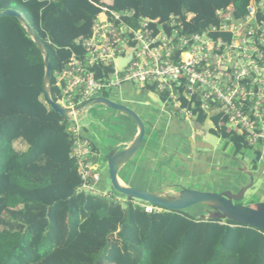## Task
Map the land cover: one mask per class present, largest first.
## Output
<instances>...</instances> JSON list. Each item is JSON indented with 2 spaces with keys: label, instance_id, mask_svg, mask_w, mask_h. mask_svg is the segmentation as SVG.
<instances>
[{
  "label": "trees",
  "instance_id": "obj_1",
  "mask_svg": "<svg viewBox=\"0 0 264 264\" xmlns=\"http://www.w3.org/2000/svg\"><path fill=\"white\" fill-rule=\"evenodd\" d=\"M250 1L111 0L110 9L161 24L173 15L193 35L219 25L220 13L244 18ZM96 5L102 0H0V12H19L48 52L53 101L56 75L72 55L85 54L75 41L90 37ZM43 79V56L31 36L17 19L0 17V264H264L262 230L82 190L69 122L45 103ZM192 112L204 124L207 115ZM211 122L209 133L237 153L253 150L222 115ZM253 155L255 172L260 150ZM147 206L159 210L147 213Z\"/></svg>",
  "mask_w": 264,
  "mask_h": 264
},
{
  "label": "built area",
  "instance_id": "obj_2",
  "mask_svg": "<svg viewBox=\"0 0 264 264\" xmlns=\"http://www.w3.org/2000/svg\"><path fill=\"white\" fill-rule=\"evenodd\" d=\"M102 3L96 5L100 14L90 37L75 41L84 56L72 55L55 82L54 102L71 111V157L82 190L110 197L95 189L101 174L92 162L93 146L77 121L88 107H80L127 83L154 88L165 97L163 104L185 120L196 122L193 110L205 113L209 130L215 129L211 117L222 115L225 127L243 135L248 146L264 147V0L250 1L244 18L236 19L231 11L220 13L219 25L193 35L184 34L182 21L173 15L161 24L138 19L133 11H113L111 0ZM128 54V63L119 67L118 61ZM157 210L145 207L147 213Z\"/></svg>",
  "mask_w": 264,
  "mask_h": 264
},
{
  "label": "rangeland",
  "instance_id": "obj_3",
  "mask_svg": "<svg viewBox=\"0 0 264 264\" xmlns=\"http://www.w3.org/2000/svg\"><path fill=\"white\" fill-rule=\"evenodd\" d=\"M133 86L136 89H141L139 84ZM117 92L118 89L107 90L105 97L112 102L117 101ZM132 95L129 96L131 97V101H128L127 103L128 108L137 112L145 123L147 122L146 117L143 115V111L149 113L148 115L151 117L150 119L152 121H155L156 118L160 117V111L157 108L163 107V102L160 100L158 94L150 92L149 95L151 99L149 100H151V103L148 104V106L145 105V102L149 101L146 97L137 95L133 96L132 99ZM87 109L88 113L82 118L80 123L81 125H88V128L91 129L93 133L92 142H95L98 145L101 152L100 157L95 159V161L105 182V187L102 192L115 194L111 188L109 180L108 166L105 162L107 155L105 153L109 152V155L120 153V149L115 148L116 144L119 141L127 140L128 136L135 131L136 124L126 114L111 110L101 105L90 106ZM171 111H173L172 108ZM181 118L183 119L184 117L181 116ZM145 125L146 132L143 146L147 143L152 144L149 141L151 129L148 124ZM194 140L196 142L203 141L219 152H222L223 147H225V155L233 160L223 159V165H221L222 168L220 167V170L198 175L196 177L188 176V173L185 171L181 172L185 177H178V173L175 172L173 168L168 171L164 170L163 172L135 170L134 165L129 164L123 169V171H121L120 178L125 180V182L133 189L152 193H157L164 189L168 184H173V187L166 189L162 193L156 194L160 199L170 201L171 203L179 201L185 195H188L187 193L183 195L181 194L184 191L189 190L221 194L228 198L233 204L239 202L244 206L262 209V202L264 201V158L258 163V170L255 172L251 170V162L254 157L253 153L258 147H254L253 150H245L242 154H239L236 152L235 147L231 144H226L218 136L212 133H207L204 137L194 135ZM167 141L168 147H171L174 144L177 146L180 144V150L185 149L184 153H187L188 144L186 141H180L172 136H168ZM14 147L19 152H23L26 149L21 143H16ZM151 153H149L150 156L153 155ZM224 167L229 168L226 170ZM205 169H207V167H205ZM239 169H245V172ZM182 174L180 175L182 176ZM126 199V197H120L121 203L125 204ZM186 212L194 217L217 218L219 216L222 218L220 212L209 210L201 206V204H197L187 209ZM243 218L247 217L243 216ZM223 219H225V217H223Z\"/></svg>",
  "mask_w": 264,
  "mask_h": 264
},
{
  "label": "crops",
  "instance_id": "obj_4",
  "mask_svg": "<svg viewBox=\"0 0 264 264\" xmlns=\"http://www.w3.org/2000/svg\"><path fill=\"white\" fill-rule=\"evenodd\" d=\"M141 89H136L133 84H124L118 89V100L114 101L116 103L123 104L128 107L127 103L128 101H131L130 95L133 96H144L148 100L150 98V91L147 89H144L140 87ZM151 103V100L145 102V105L148 106V104ZM163 104V103H162ZM102 106V105H101ZM157 107V105H156ZM160 111V117L156 118L155 121H152L149 113L146 111H143V115L146 117V122L143 121L141 116L135 112L139 118L143 121V123L148 124V126L151 129V133L149 135V141L152 143H147L145 146H143V142L145 139H143L142 145L138 152L133 156V158L127 162L124 165V162L117 161L114 165L115 171H119L118 173V181L122 183L125 187H130L125 180L120 178V173L123 171V169L128 166L129 164L134 165V169L136 170H145V171H159L163 172L164 170L168 171L171 170V168L174 169L175 172L178 173V177H185L184 174H182V171H185L188 173V176H198L203 175L205 173H211L212 171H218L220 170V167L223 159H232L225 155V152H219L209 145H207L205 142L200 141L196 142L194 140V135H198L200 137H204L205 133L202 131L200 126L202 125L194 121L185 120L182 119L180 116L176 115L173 111H171V108L163 104V107L157 108ZM88 113V109L84 112H82L78 118V124L81 129V135L84 136L93 146V158L92 162L96 165V168L98 171L100 170L98 168V165L95 161V159H98L100 157V149L98 145L95 142H92V131L90 128H88V125H81L80 121L84 116ZM81 118V119H80ZM162 118V119H161ZM197 124V125H196ZM146 132V131H145ZM138 130L137 127H135V131L133 134L129 135L127 140L119 141L115 148L120 149V151L125 150L135 139L137 136ZM168 136L176 137L180 141H186L188 150L185 154V149L180 150L181 145L178 146L176 144L172 145L171 147H168ZM193 144V147H192ZM150 149V150H149ZM141 150V151H140ZM190 150V153H189ZM152 152V153H151ZM261 152V158L258 161V163L261 161L262 158H264V147L260 149ZM153 154L150 156V154ZM107 156L105 158V162L107 164V160L112 157V155H109V152L105 153ZM117 154V153H116ZM233 160V159H232ZM257 163V166H258ZM124 165V166H123ZM180 166V168H179ZM207 167V169H205ZM229 168V167H228ZM227 167H224V169L228 170ZM241 171L245 172V169H239ZM258 170V167H257ZM240 172V171H239ZM182 174V176L180 175ZM104 179L101 175L100 180L95 185V189L97 191H102L104 189ZM173 187V184H168L164 189L161 191L154 193H162L166 189H169ZM261 203V202H260Z\"/></svg>",
  "mask_w": 264,
  "mask_h": 264
},
{
  "label": "water",
  "instance_id": "obj_5",
  "mask_svg": "<svg viewBox=\"0 0 264 264\" xmlns=\"http://www.w3.org/2000/svg\"><path fill=\"white\" fill-rule=\"evenodd\" d=\"M0 17H13L17 19L19 23L24 27L27 34L31 36L32 41L34 42L37 49L43 56V62H44L43 93H44L45 103L55 113L59 114L60 117L66 120H70L71 117L69 116V113L71 111L57 105L51 98V85H52L51 65L49 62L48 52L46 51L44 45L40 42L38 37L35 35V33L32 31L30 26L27 24V22L24 20V18L19 12L14 11V10H7L4 12H0ZM130 58H131V55L128 54L126 59H120L118 61L119 67L125 66L130 60ZM94 105H102L111 110L119 111L121 113L126 114L128 117H130L134 121V123L136 124L137 130H138L137 136L125 150L121 151L120 153L115 154L114 156H112L110 159L107 160L111 188L116 194L123 196V197L132 198L137 201H141L151 206H156L161 209L168 210V211H185L197 204L206 205L203 203V200L206 198H211V199L218 200L224 207V208H217V207L206 205L207 207H211L215 211L220 212L222 214V218L219 216L217 218L223 219V217H225L241 225H245V226H248L254 229L264 231V201L262 202V209H257V208H252L248 206L235 205L228 198L224 197L221 194L186 190L181 195L187 193L191 195V199L182 204H172L170 201H164L160 199L154 193H150L147 191H139L131 187H125V188L120 187L117 183L119 171L118 172L115 171L114 164L117 161H121V162H124V165H125L138 152V150L140 149L142 145L144 136H145V126L146 125L145 123H143V121L139 118V116L133 110L129 109L127 106L123 104L112 102L105 97H98V98L91 99L85 102L80 107V109H85L87 107L94 106ZM209 121H210V117L208 116L204 124L198 125L200 126L202 131L205 133V135L209 133ZM192 147H193V144H192ZM243 207L250 210L251 213L254 215V217L243 218L239 216L238 209L243 208Z\"/></svg>",
  "mask_w": 264,
  "mask_h": 264
},
{
  "label": "bare ground",
  "instance_id": "obj_6",
  "mask_svg": "<svg viewBox=\"0 0 264 264\" xmlns=\"http://www.w3.org/2000/svg\"><path fill=\"white\" fill-rule=\"evenodd\" d=\"M115 165H114V169H115ZM117 183L120 187H123L125 188L124 185H122V183H120L117 179ZM191 199V195H185L182 199H180L179 201H176V202H173L172 204H182L188 200ZM203 203L205 204H209L213 207H217V208H224L223 205L218 201V200H215V199H211V198H206L203 200ZM238 215L243 217V216H246L247 218H252L254 217V215L251 213L250 210H248L247 208L243 207V208H239L238 209Z\"/></svg>",
  "mask_w": 264,
  "mask_h": 264
}]
</instances>
